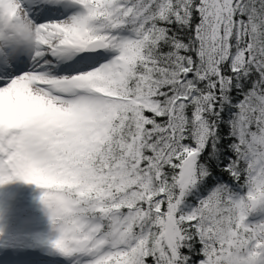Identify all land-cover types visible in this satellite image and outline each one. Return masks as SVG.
<instances>
[{"label":"snow or ice","instance_id":"6c2138e0","mask_svg":"<svg viewBox=\"0 0 264 264\" xmlns=\"http://www.w3.org/2000/svg\"><path fill=\"white\" fill-rule=\"evenodd\" d=\"M14 182L64 258L264 264V0H0Z\"/></svg>","mask_w":264,"mask_h":264},{"label":"rangeland","instance_id":"374dc122","mask_svg":"<svg viewBox=\"0 0 264 264\" xmlns=\"http://www.w3.org/2000/svg\"><path fill=\"white\" fill-rule=\"evenodd\" d=\"M28 193L26 186L23 187L21 182H14L0 188V211H7L12 208L20 217L25 195ZM20 218L8 219L5 223L0 222V225H3L0 226V230L3 231V236H0V258L8 261L9 264L10 261L14 264H39L41 262L46 264L48 260L54 259L57 253L51 248V245L47 244L45 237V235L50 236V232L47 230L35 232L38 229L32 226L33 223L28 217ZM262 221H264V210L255 217L250 215L248 217L250 224ZM52 235H54V232H52ZM23 248L27 251L23 252ZM5 249L10 252L8 257H3ZM83 258L82 261L75 260L76 263L91 264L93 259L88 256Z\"/></svg>","mask_w":264,"mask_h":264},{"label":"trees","instance_id":"16d2710c","mask_svg":"<svg viewBox=\"0 0 264 264\" xmlns=\"http://www.w3.org/2000/svg\"><path fill=\"white\" fill-rule=\"evenodd\" d=\"M24 185L25 184H23V187ZM25 186L29 193L25 195V202L23 203L20 217H24V218L28 217L33 223L32 226H34L35 229L36 228L38 229L35 232H41L42 230H47L48 232H50L49 233L50 236L45 235L46 241L50 243L51 241L57 238L58 232L54 228V226L52 225L49 219V215H50L49 211L40 203V196L43 194V190L38 189L34 185H25ZM237 191L240 192L241 196L246 195V191H241L239 189H237ZM263 210H264V205H260L256 211L250 214V216H257L258 214L262 213ZM20 217L17 216V213L12 208H10L7 211H2V210L0 211V222L5 223L6 220L8 219L10 220L14 218L21 219ZM52 232H54V235H52Z\"/></svg>","mask_w":264,"mask_h":264},{"label":"bare ground","instance_id":"6f19581e","mask_svg":"<svg viewBox=\"0 0 264 264\" xmlns=\"http://www.w3.org/2000/svg\"><path fill=\"white\" fill-rule=\"evenodd\" d=\"M9 254H10L9 250L5 249V253H4L3 257H8ZM54 257H55L54 259L48 260L46 262V264H74V263L77 264L75 260H81L82 261L84 259L83 258L84 255H76L72 258H64V257L60 256L59 254H56ZM10 264H14V263H12V261H10ZM35 264H37V263H35ZM39 264H45V263L41 262Z\"/></svg>","mask_w":264,"mask_h":264}]
</instances>
